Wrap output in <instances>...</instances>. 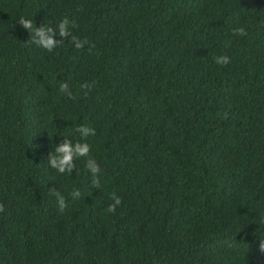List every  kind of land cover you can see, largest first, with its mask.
Returning a JSON list of instances; mask_svg holds the SVG:
<instances>
[{"label": "trees", "instance_id": "obj_1", "mask_svg": "<svg viewBox=\"0 0 264 264\" xmlns=\"http://www.w3.org/2000/svg\"><path fill=\"white\" fill-rule=\"evenodd\" d=\"M80 126L99 188L50 167ZM0 204V264H264V0H0Z\"/></svg>", "mask_w": 264, "mask_h": 264}, {"label": "clouds", "instance_id": "obj_2", "mask_svg": "<svg viewBox=\"0 0 264 264\" xmlns=\"http://www.w3.org/2000/svg\"><path fill=\"white\" fill-rule=\"evenodd\" d=\"M17 23L22 29L27 30L29 33V39L27 43L30 42L44 50H47L48 52H52L58 45L62 44L64 40L68 39L69 37H71V43L78 50L83 49L85 45H89V41L80 40L72 34L70 31V22L67 18L63 19V21L60 22L55 29L48 26L37 28L32 20L23 17H21ZM57 33L60 37L59 40L53 39V36ZM232 35L243 37L247 35V31L243 26L237 27L232 29ZM89 46L92 47L93 45ZM214 60L216 64L221 66H227V64L230 62V59L227 56L215 57ZM91 87L92 86L88 83L81 85V90L83 91L84 96L88 95ZM59 91L66 94L70 99H75L67 83H61L59 86ZM75 131L80 134V140L85 142L77 141L75 144H73L71 140L66 139L60 147L55 149V154L51 155L50 167L55 169L60 174H70L73 168H75V165L73 164L74 157L87 158L85 167L92 175V185L94 188H99L100 167L97 161L90 157V145L86 142L89 136L96 135L95 129L88 126H80L77 127ZM49 192L50 195H54L56 197L58 210L59 212L63 213L66 208L65 197L55 189H49ZM71 195L73 199H78L81 193L78 190H74ZM111 200L113 203H111L106 209V212L108 213H114L116 208L122 203L121 197L117 196L115 192L111 194ZM4 211V206L0 204V213H3ZM260 222L264 223V216H262ZM259 250L261 253H264V241L260 242Z\"/></svg>", "mask_w": 264, "mask_h": 264}]
</instances>
